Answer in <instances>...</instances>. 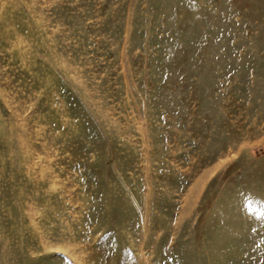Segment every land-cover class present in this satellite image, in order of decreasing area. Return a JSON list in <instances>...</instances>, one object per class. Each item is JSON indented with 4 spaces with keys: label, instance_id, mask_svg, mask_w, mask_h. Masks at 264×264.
Masks as SVG:
<instances>
[{
    "label": "rangeland",
    "instance_id": "obj_1",
    "mask_svg": "<svg viewBox=\"0 0 264 264\" xmlns=\"http://www.w3.org/2000/svg\"><path fill=\"white\" fill-rule=\"evenodd\" d=\"M0 264H264V0H0Z\"/></svg>",
    "mask_w": 264,
    "mask_h": 264
}]
</instances>
